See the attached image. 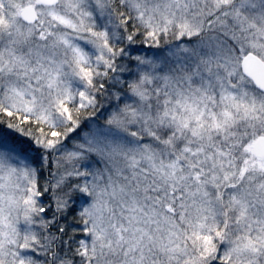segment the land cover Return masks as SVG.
<instances>
[{
	"label": "snow or ice",
	"instance_id": "obj_1",
	"mask_svg": "<svg viewBox=\"0 0 264 264\" xmlns=\"http://www.w3.org/2000/svg\"><path fill=\"white\" fill-rule=\"evenodd\" d=\"M0 264H264V0H0Z\"/></svg>",
	"mask_w": 264,
	"mask_h": 264
}]
</instances>
